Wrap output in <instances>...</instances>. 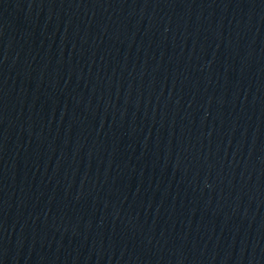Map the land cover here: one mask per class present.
I'll use <instances>...</instances> for the list:
<instances>
[{"label":"water","instance_id":"obj_1","mask_svg":"<svg viewBox=\"0 0 264 264\" xmlns=\"http://www.w3.org/2000/svg\"><path fill=\"white\" fill-rule=\"evenodd\" d=\"M0 264H264V0H0Z\"/></svg>","mask_w":264,"mask_h":264}]
</instances>
